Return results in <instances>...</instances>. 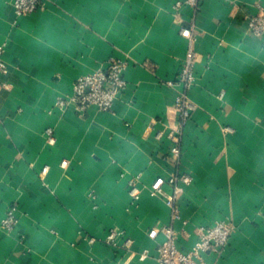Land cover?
<instances>
[{"label":"crops","instance_id":"crops-1","mask_svg":"<svg viewBox=\"0 0 264 264\" xmlns=\"http://www.w3.org/2000/svg\"><path fill=\"white\" fill-rule=\"evenodd\" d=\"M178 1L43 0L17 15L12 0H0V264H158L165 235L151 238L152 228L171 225L189 251L199 227L217 221L232 225L229 243L199 264H264V66L222 70L227 44L264 0H204L196 14ZM44 19L78 40L63 54H39L31 36ZM182 26L196 34V107L177 157L168 137L177 91L166 81L177 78L189 46ZM113 57L127 62L114 109L79 110L75 82ZM60 99L70 103L60 108ZM133 141L134 159L117 156ZM175 175L191 177L178 219L151 187Z\"/></svg>","mask_w":264,"mask_h":264},{"label":"built area","instance_id":"built-area-1","mask_svg":"<svg viewBox=\"0 0 264 264\" xmlns=\"http://www.w3.org/2000/svg\"><path fill=\"white\" fill-rule=\"evenodd\" d=\"M204 0H183L178 1L176 6H190L196 14ZM43 0H12L13 7L17 15L32 13L41 8ZM249 25L253 29L264 28V9L253 15ZM182 36L188 39L189 46L184 57L183 64L178 72L177 78L167 80L170 87L176 89L174 109L178 114V121L169 128L168 137L172 141V151L179 157L181 153L180 144L182 141L184 127L189 120L196 104L190 96V89L196 78L195 61L196 51L194 43L196 34L194 27L182 26L180 28ZM127 62L118 58H111L106 69L97 70L81 76L74 84L73 101L76 107L81 111H86L94 106L101 111H112L120 94L127 86V80L124 72ZM6 70L5 62L1 57L0 51V74ZM1 83V82H0ZM70 101L60 99L58 106L66 107ZM49 141L53 143L55 137L52 129H47ZM191 182L189 175H175L170 178L162 176L157 177L151 184L152 189L160 194L167 203L172 207V218L180 217L177 201L184 191V187ZM169 185L171 190L168 192L164 186ZM129 192L137 200L139 189L131 181L129 183ZM16 221L15 207L8 209L7 216L3 219L2 224L8 228ZM160 232L165 235V240L157 247L158 264H199V260L206 252H221L229 243L232 234V225L226 221H217L209 226H201L198 230V238L189 251H183L177 244L178 235L171 225L152 228L148 235L156 238ZM117 231H110L106 242L112 244L117 236ZM90 241H95L90 238ZM127 246L131 243L130 238L125 239Z\"/></svg>","mask_w":264,"mask_h":264},{"label":"clouds","instance_id":"clouds-1","mask_svg":"<svg viewBox=\"0 0 264 264\" xmlns=\"http://www.w3.org/2000/svg\"><path fill=\"white\" fill-rule=\"evenodd\" d=\"M77 40V33L63 31L50 19L42 20L31 36L33 48L41 55L63 54L65 49H70ZM227 49L223 54L227 63L223 65L222 70L232 76L264 66V28L253 29L248 26L240 30L227 44ZM138 152L139 147L134 141L127 142L118 149L117 156L131 160Z\"/></svg>","mask_w":264,"mask_h":264}]
</instances>
